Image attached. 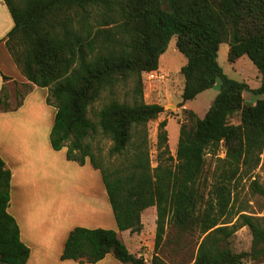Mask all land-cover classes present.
<instances>
[{"label":"trees","instance_id":"1","mask_svg":"<svg viewBox=\"0 0 264 264\" xmlns=\"http://www.w3.org/2000/svg\"><path fill=\"white\" fill-rule=\"evenodd\" d=\"M13 26L0 40L22 77L47 89L46 102L55 108L49 133L54 152L99 172L118 232L139 234L141 213L155 208V235L150 264H167L158 256L166 225L198 228L199 242L192 264H242L264 258V218L228 212L226 185L251 174L264 149V0H2ZM93 22V23H92ZM95 25V27H94ZM108 27V28H107ZM175 38L185 58L182 102L193 101L219 82L218 93L203 118L188 112L190 125H180L175 158L169 155L166 121L158 124L157 166L151 168L146 125L163 112L143 101L141 74L158 71L160 57ZM227 44L228 62L247 57L260 76L251 90L227 77L217 62ZM136 74L137 96L129 104L112 98L88 118V107L125 75ZM2 80L9 78L2 75ZM258 99L246 105L243 94ZM24 97V96H23ZM3 103V111L15 110ZM1 110V109H0ZM239 115V124L229 123ZM111 141L106 164L86 140L97 131ZM223 146L217 180L202 211L196 184L206 155ZM167 155V162L163 156ZM114 161H119L116 165ZM174 166H172V164ZM11 173L0 158V264H26L29 248L7 212ZM253 194L264 198V185L251 182ZM247 227L248 252L233 253L229 239ZM108 254L121 264H146L131 254L117 232L72 228L61 261L96 264Z\"/></svg>","mask_w":264,"mask_h":264},{"label":"rangeland","instance_id":"2","mask_svg":"<svg viewBox=\"0 0 264 264\" xmlns=\"http://www.w3.org/2000/svg\"><path fill=\"white\" fill-rule=\"evenodd\" d=\"M4 16H8L10 18L5 5L3 4L2 0H0V21L4 19ZM2 23L5 25V19L2 21ZM6 30L7 29L3 27V30L0 31V37L4 35ZM228 50L229 47L227 44H221L218 51L217 62L223 73L230 79L247 84L251 90L256 89L260 84V76L254 65L245 56L239 58L234 63L228 62ZM2 60H4L6 63L7 61L10 62V64L7 63L8 66L3 68L5 73H8L14 67L16 71L18 70L16 65H13L12 61L10 60L6 50L0 48L1 64ZM184 64L185 58L177 51L175 47V38H173L169 42L165 53L160 57L159 60L158 72H160L164 78L157 82L148 83L144 82L143 73L140 77L144 103L158 104L163 107V112L159 114L157 119L150 121L146 125L145 129L151 168H156L158 162L156 150L158 124L162 121H166L165 129L168 137L167 146L169 155L172 156V158H175L180 125L184 124L189 126L191 123L188 112L194 113L198 119L203 118L214 97L218 93L219 82H217L213 88L199 94L193 101L182 102L181 93L184 80L180 74V68ZM3 70H0V117L3 120L5 119L3 116L7 117L4 122L0 121V137L7 135L5 137L10 140V135L12 132L18 134V130H22L21 126H25L27 128L30 127L35 129L36 132H39L35 134L34 139L36 141L39 139L37 142L42 143L44 141L45 130L47 127L51 128L52 126V119L55 111V108L51 105H48L46 102L48 96L47 89H33L34 85H31L30 83L20 84L16 81H11V78L3 81L1 76H8ZM2 82L3 85L1 86ZM137 86L136 74L125 75L118 82H116L110 91L106 90L102 92L99 98L88 107V118L93 123H96V114L112 98L119 102L131 104L134 101V98L137 96ZM22 97V103L17 109L6 111L2 110L3 103L6 104L7 109H12L17 103H19ZM243 99L244 103L248 105L254 104L258 98L251 93L246 92L243 94ZM239 120V115L235 114L230 118L229 123L232 125H238ZM48 131L49 130H47L46 139L49 143ZM39 143H36V145H39ZM86 143H88L91 147V151L95 155L96 159H98V161H100L103 165L106 164L108 152L111 147V141L103 136L98 130L95 135H91L86 140ZM65 150L66 149L56 153H51V162L53 163V167L51 163L50 174H48V167H41L38 170H31L32 172L30 173V177L33 179H30V182L28 183L30 190L29 198L32 197L31 193L33 194V186L36 184L41 186L42 191L45 194L42 193L41 195L43 199L41 198V206L39 205L38 209L34 207L36 198L32 200L28 199L27 205L29 202L30 205L27 207L29 212L26 218L29 222H32V217H34L37 212L42 210L43 213L45 204L49 203L50 200L56 196V193L57 195L62 193L66 201L74 206L79 205L78 203H81L80 200H89L88 202L94 207V211L100 207L99 206L96 208V206H94V204L97 202L95 199L98 198L99 202L104 201V191L102 193V197L97 196L96 186H94V188L90 187L89 190V193H91L93 190L94 197L96 198H87L84 194L82 195L76 190L75 182L77 177H79V174L83 175V177L85 175L87 176V179H89V174L91 173V175H94L97 180H100L101 188L103 187V184L100 179L99 172L91 168L88 160H86V163L88 164H85L82 167L76 163L67 162L65 159ZM167 157V155L163 156V161H165L167 164H170L167 162ZM223 157L224 150L222 145L216 153V156L206 155L205 157V164L202 174L196 184L198 194L200 195V199L197 202L198 211H202L205 207V202L209 199L212 186L217 180L216 177L219 174L220 167V163L217 161V158L221 159ZM117 163H119V161H114L115 165ZM174 164L175 163H173L172 166H174ZM44 172L46 173L45 177H43ZM254 180H256L260 185H264V149L259 156L257 167L251 172V174L243 177H241V174H239L235 180H233L229 185H226V188L230 193L228 212L232 215L228 218V221H232L233 223L236 220V216L234 215L238 212H242L254 217L264 218V198L258 194H253L251 190V182ZM90 195L91 194H88V196ZM149 212L152 214L154 213L156 217L154 207L144 210L141 215H144L145 226H143V229L139 234H132L130 237H125L124 234L122 235L119 233L118 236L120 240L124 242L125 240L127 241L129 252L137 258H142L146 264H150L154 254L153 247L155 222L153 225ZM67 227H69V225L64 226L62 228V232ZM198 242L199 236L198 228L196 226L186 223V227L184 229H179L174 227L172 224H168L166 225L165 235L157 254L167 264H192L196 254ZM250 246L251 234L247 227L238 228L234 235L229 239L228 247L233 253L248 252ZM108 259L109 260H106L102 264H121L113 258L112 254L108 256ZM47 264L83 263L74 261L72 263L61 260H50ZM242 264H264V258L257 260L247 259L244 260Z\"/></svg>","mask_w":264,"mask_h":264},{"label":"crops","instance_id":"3","mask_svg":"<svg viewBox=\"0 0 264 264\" xmlns=\"http://www.w3.org/2000/svg\"><path fill=\"white\" fill-rule=\"evenodd\" d=\"M4 19L5 25H3L4 23H2ZM4 19L0 21V31L3 30V27H5L7 30L5 31L4 35L0 37V40L4 38V36L10 31L13 26L12 20L10 22L11 17L9 18L8 16H4ZM0 48L6 50L3 43H0ZM10 60L12 61L11 57ZM7 63L10 64V62L8 61ZM7 63L2 60V64L0 63L1 71L5 66H8ZM5 74L8 75V78H11V81H16L20 84L28 83L22 77L19 70H15V67ZM2 85L3 82L1 83V86ZM35 88L37 87L34 86L33 89ZM3 117L6 119L7 116ZM5 119H1L0 121L4 122ZM21 128L22 130H18V134L15 132L11 133L10 140L5 137L7 135L0 137V158L4 162L5 168L8 169L11 173L10 200L7 207V212L15 219L19 227L20 241L29 248L30 252L26 264H47L50 260L60 261V255L62 253L67 235L69 231L74 227H84L88 229L100 228L117 232L116 224L106 197L104 187H102L103 189L100 187V180H97L94 175H91V173L89 174V179H87V176L84 175L83 177V175L79 174V177H77L75 182V188L79 193H81L82 195L84 194L87 198H96L94 197L93 190L91 191V193H89L90 187L94 188V186H96L97 196L102 197L104 195L105 197L104 201L100 202L98 198L95 199L97 202L94 204V206H96V208L100 206L96 211H94V207L88 202L89 200H87V198V201L80 200L81 203H78L79 205L74 206L66 201L62 193H59L58 195L56 193V196H54V198L51 199L49 203L45 204L44 208L42 207L43 213L42 210L40 212H37L36 215L32 217V222H29L27 220L26 217L29 212L27 210V207L30 205V202L27 205L28 199L32 200L36 198L34 207L38 209L39 205L41 206V198L43 199L41 195L42 193L45 194L42 191L41 186L36 184L33 186L34 190L33 194L31 193L32 197L29 198L30 190L28 183L30 182V179H33L32 177H30V173L32 172L31 170H38L41 167H48V174H50V165L52 163L51 153H53L54 151L51 149L50 143H48L46 139L47 130H49L48 132L50 133L51 128L47 127V129L45 130L44 141L42 143L37 142L39 139L37 141L34 139L35 134L39 133L36 132L35 129H32L30 127L27 128L25 126H21ZM36 143H39V145H36ZM45 175L46 173L44 172V176H42L45 177ZM88 194L91 195L88 196ZM149 213L154 225V222L156 220L155 214H152L151 212ZM141 223L143 226H145L144 215H141ZM67 225H69V227L65 228V230L62 232V228ZM119 233L122 235L124 234L125 237H130L132 235L129 233V231L117 232L118 236ZM122 242L128 249L127 241L125 240V242ZM109 255L110 254H108L103 260L99 261L96 264H102L106 260H109ZM68 262L73 263V261Z\"/></svg>","mask_w":264,"mask_h":264},{"label":"built area","instance_id":"4","mask_svg":"<svg viewBox=\"0 0 264 264\" xmlns=\"http://www.w3.org/2000/svg\"><path fill=\"white\" fill-rule=\"evenodd\" d=\"M163 78H164L163 75L158 71H152L143 74L144 82H148V83L157 82L162 80Z\"/></svg>","mask_w":264,"mask_h":264}]
</instances>
